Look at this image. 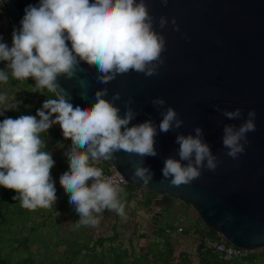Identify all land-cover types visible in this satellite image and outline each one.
Instances as JSON below:
<instances>
[{
	"label": "clouds",
	"instance_id": "obj_1",
	"mask_svg": "<svg viewBox=\"0 0 264 264\" xmlns=\"http://www.w3.org/2000/svg\"><path fill=\"white\" fill-rule=\"evenodd\" d=\"M162 3L167 5L168 0ZM168 22L161 16L159 27L163 29ZM154 23L145 0H39L25 8L21 27L12 32V47L0 42V61H6L8 69H0V82H8L9 72L16 80L32 77L36 81L33 91L47 90L56 97L44 101L36 116L22 115L0 122V186L15 190L13 200L23 208H48L57 200L50 173L55 161L44 150L46 141L41 137L54 124H59L64 138L72 142L65 152L69 167L59 182L80 217L78 224L96 226L106 210L124 215L121 194L126 195L125 189L115 179L105 177L92 162L113 159L118 152L135 154L142 159L132 164L133 179L144 185L153 180L154 173L144 165V158L158 154V132L168 133L183 125L177 110L164 108L166 100L156 97L152 104L161 109L162 116L158 127L151 119L132 125L139 113L131 99L125 101L123 116L114 103L121 99V93L106 99V87L96 91L90 107H74L57 78L72 79L78 70L84 71L81 62L96 69L100 84L130 71L153 76L164 63L161 54L166 47V39L154 29ZM171 23L179 31L175 18ZM0 105H4L0 115L17 106L8 102L6 93H0ZM215 109L220 111L219 105ZM222 114L229 120L243 116L239 108L225 109ZM255 117L252 109L238 127L224 125L222 145L227 156L235 159L245 152L247 134L256 130ZM194 131L195 135H176L179 159L165 158L161 182L168 180L173 187L189 185L201 177L202 169H217L219 161L204 140V130L197 126Z\"/></svg>",
	"mask_w": 264,
	"mask_h": 264
},
{
	"label": "water",
	"instance_id": "obj_2",
	"mask_svg": "<svg viewBox=\"0 0 264 264\" xmlns=\"http://www.w3.org/2000/svg\"><path fill=\"white\" fill-rule=\"evenodd\" d=\"M0 2L5 10L0 17V42L11 48V27L20 28L25 8L39 0ZM145 2L155 18L154 29L166 39L161 54L164 63L156 74L149 77L130 71L100 84L96 69L81 62L84 71L78 70L72 79L59 76L57 83L74 107H90L96 91L105 87L109 90L106 99L121 93V99L114 102L120 115H124L129 99L139 113L132 125L151 119L158 127L161 109L152 100L164 98V108L174 107L184 123L168 133L158 132V154L144 158V165L154 173L153 180L144 185L133 179L132 164L142 159L135 154L118 152L110 159L111 165L128 184L156 194L151 204L154 210H166L180 201L192 206L197 219L220 238L249 251L264 248V0H168L167 5L162 0ZM161 16L169 21L163 29L159 27ZM173 18L179 31L171 23ZM67 43L71 47V42ZM24 81L36 83L32 77ZM237 108L243 112L240 119L229 120L222 114L225 109ZM252 109L256 111V130L247 134L245 152L235 159L227 156L222 145L224 125L238 127ZM197 126L202 127L204 140L217 156V169H202L201 177L189 185L173 187L168 180L161 182L165 158L179 159L176 135H195Z\"/></svg>",
	"mask_w": 264,
	"mask_h": 264
},
{
	"label": "trees",
	"instance_id": "obj_3",
	"mask_svg": "<svg viewBox=\"0 0 264 264\" xmlns=\"http://www.w3.org/2000/svg\"><path fill=\"white\" fill-rule=\"evenodd\" d=\"M0 69L8 70L5 61H0ZM35 84L33 81L16 80L9 72L8 82H0V93H6L8 102L15 103L17 106L4 110L3 115H0V122L5 118L16 119L22 115L36 116L37 109H40L41 106L30 100V96L39 95L45 101L56 98L53 93L47 90L43 93L33 91ZM2 107L4 105H0V108ZM37 119H39L38 116ZM41 137L46 141L44 150L49 152L55 161L50 173L52 180L55 182L56 194H59V196H57V201L51 207L28 210L23 208L19 201L13 200V196L17 195L15 190L0 186V264H36L34 255L40 254L39 249L42 246L49 248L52 242L51 229L58 224L60 225L66 214H70L72 225L82 231L80 235L75 234L76 231L73 232L75 238L71 237L70 240H65L63 249L62 246L60 247L63 250V258L60 264H72L81 253L91 252L93 253L92 259L85 264H150L152 260H157L160 264H264V248L250 250L245 257L235 258L230 261L219 259L203 243L204 235L217 237L218 234L200 219H196V216L193 217L196 219L193 228L203 231L200 243L196 247L195 253L186 251L176 261L174 257L175 245L170 240L171 233L167 231V229L171 231L178 229V215L182 214L178 213L179 210H177V206L174 203L163 212L158 226L151 232L152 236L148 237L151 240L154 239V242L151 241L147 252L139 256L135 253L130 254L127 249H122L121 246H114L113 243L117 240L116 234L109 237L100 236L94 239V236L88 233L87 226L77 223L80 217L74 211L73 206L69 204L66 192L59 182L60 176L69 167L65 152L70 148L71 142L64 138L60 128L55 124L46 133H42ZM60 145H64V148L61 147L62 149H60ZM96 165L107 167L111 163L110 160H99ZM124 189L126 195L121 194V201L125 209V206L130 204L136 197V192L139 188L127 184ZM155 197L156 194L146 190L143 195V202L146 206H151ZM118 216L119 214L115 212L116 219ZM49 226L51 229H49ZM183 234L190 235L191 231L185 230ZM105 242L111 243L110 249L114 253L112 258L99 257L98 248L104 247ZM161 244L162 248L159 247ZM55 245L59 246V242ZM21 249L28 253L26 258L18 257ZM126 258L130 259L125 261Z\"/></svg>",
	"mask_w": 264,
	"mask_h": 264
},
{
	"label": "rangeland",
	"instance_id": "obj_4",
	"mask_svg": "<svg viewBox=\"0 0 264 264\" xmlns=\"http://www.w3.org/2000/svg\"><path fill=\"white\" fill-rule=\"evenodd\" d=\"M0 11L2 14H5V10L2 7V4L0 2ZM11 25V24H10ZM11 33L13 32V28L11 27ZM60 149L64 148V145L59 146ZM58 147V148H59ZM62 147V148H61ZM57 148V151H58ZM56 151V150H55ZM94 164V162H93ZM59 196V194H56ZM57 201V200H56ZM176 201H174L175 203ZM177 206L178 213L179 214V224L178 228L181 226L183 228V231H178L175 235H170L171 242L175 245L174 250V257L175 260L178 261L180 259V255H182L184 252H191L193 251L195 253L196 247L200 243V234L199 233H193L195 228H193L194 223L197 219V213L194 210L192 206H187V204H183L180 201H177L175 203ZM151 207V206H149ZM152 208V207H151ZM138 208L136 207H130V204L125 206L124 209V215H119L118 218H115V211H104L99 216V223L96 226H87L88 227V233L94 236V239L97 237H109L113 236L114 234L117 235V240L114 241V246H121L122 249H127L128 252L135 253L136 255L143 254L144 252H147L148 245L151 241L154 242V239L151 240L148 237L151 235V230L147 225L142 223L138 215ZM184 212V213H183ZM196 216V219L193 217ZM180 217L182 220H180ZM71 216L70 214H66V217L64 216L63 222L59 225H56L54 227H51V237L52 242L49 246V248H46L44 246L40 247V254L34 255L36 264H60L62 261V254H63V247L65 240H70L71 237L75 238V235L73 232L76 231L75 234L80 235L81 231L79 228H75V226L71 223ZM188 230L191 231L192 235L188 236L187 243L184 245L180 241L181 235H183L184 231ZM200 232V231H199ZM146 236V237H142ZM180 236V237H179ZM83 239V238H82ZM84 240V239H83ZM150 240V241H149ZM94 241V240H93ZM92 241V242H93ZM59 242V246H56L55 244ZM111 243L105 242L104 247H99V257L106 256L107 258L113 257V251L110 249ZM62 246V249L60 247ZM162 248V244L159 246ZM103 248V250H102ZM93 253H81L78 258L74 261L72 264L77 263H87L89 260L92 259ZM28 256V253L21 249V252L18 253V257L26 258ZM153 257V255H151ZM130 258H126L125 261L129 260ZM110 260V259H109ZM107 260V261H109ZM132 260V259H131ZM150 264H160L157 260H152Z\"/></svg>",
	"mask_w": 264,
	"mask_h": 264
},
{
	"label": "built area",
	"instance_id": "obj_5",
	"mask_svg": "<svg viewBox=\"0 0 264 264\" xmlns=\"http://www.w3.org/2000/svg\"><path fill=\"white\" fill-rule=\"evenodd\" d=\"M29 98L30 100H33L36 104H39L41 107L43 105V102L45 101L39 95L30 96ZM52 118L53 119L55 118V114L53 115ZM55 125L58 126L62 132L60 125L59 124H55ZM68 140L71 142L70 138H68ZM96 167L102 169L105 177L115 179L123 188L128 184L127 179H125L112 165H109L107 167L96 165ZM167 231L169 233L172 232L170 229H167ZM178 231L179 232L183 231V228L179 227L177 232ZM203 243L204 246L207 249H209L212 253H214L219 259L226 261H230L235 258L245 257L249 252V250L233 245L228 241H226L225 239L220 238L219 236L210 237L204 235Z\"/></svg>",
	"mask_w": 264,
	"mask_h": 264
},
{
	"label": "crops",
	"instance_id": "obj_6",
	"mask_svg": "<svg viewBox=\"0 0 264 264\" xmlns=\"http://www.w3.org/2000/svg\"><path fill=\"white\" fill-rule=\"evenodd\" d=\"M96 164H98V161H95L94 164H93V166L96 167ZM88 183L90 185L91 184V180H89ZM145 191L146 190H144L142 192L141 189H138L137 190V192H136L137 195L133 199V201H131L130 207H135V208L137 207L139 209L138 210L139 213H138L137 216H139V218L142 221V223H144L145 225H147V227H149L150 230L153 231L158 226V222L161 219V217L163 215V212L165 210H154L153 208H151L149 206H146L145 203L143 202V195H144ZM66 196H67V199H68V202H69V194L66 193ZM175 203H177V201ZM69 204H70V202H69ZM74 211H75V208H74ZM180 220H182L181 217H180ZM177 230L172 231L171 232V235H175L177 233ZM194 233H199L201 237L203 236V231L201 229H195L192 234H194ZM192 234H190V235H192ZM190 235H184L183 234V235H181V237L179 236L181 238L180 241L185 245L187 243V238H189L188 236H190Z\"/></svg>",
	"mask_w": 264,
	"mask_h": 264
},
{
	"label": "flooded vegetation",
	"instance_id": "obj_7",
	"mask_svg": "<svg viewBox=\"0 0 264 264\" xmlns=\"http://www.w3.org/2000/svg\"><path fill=\"white\" fill-rule=\"evenodd\" d=\"M3 14L1 13V11H0V17L2 16ZM11 35H12V33H11Z\"/></svg>",
	"mask_w": 264,
	"mask_h": 264
}]
</instances>
